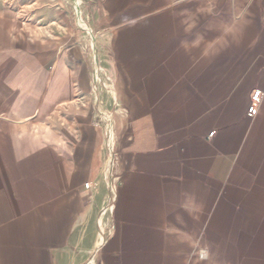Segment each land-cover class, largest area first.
I'll return each mask as SVG.
<instances>
[{
    "label": "crops",
    "instance_id": "obj_1",
    "mask_svg": "<svg viewBox=\"0 0 264 264\" xmlns=\"http://www.w3.org/2000/svg\"><path fill=\"white\" fill-rule=\"evenodd\" d=\"M74 2L49 43L0 26V264H78L115 162L88 264H264V0Z\"/></svg>",
    "mask_w": 264,
    "mask_h": 264
},
{
    "label": "rangeland",
    "instance_id": "obj_2",
    "mask_svg": "<svg viewBox=\"0 0 264 264\" xmlns=\"http://www.w3.org/2000/svg\"><path fill=\"white\" fill-rule=\"evenodd\" d=\"M80 9L82 15V6ZM81 22L82 20L77 16L74 0H0V26L8 25L13 32L12 37L20 44L55 41L74 27H82ZM105 85L108 86L109 82H106L104 76L99 87L104 96V110L107 112L110 105L106 100L110 99L111 94L109 89L106 90ZM112 134L111 131L108 139L109 149L113 147ZM115 154L114 151V156ZM116 165V162L114 167L110 163L106 164L104 178L93 187V212L80 245L78 264H87L90 257L89 251L97 242L99 235L102 240L111 230L110 210L117 186ZM199 252L201 257L205 258L207 248L202 247ZM96 264H98V258Z\"/></svg>",
    "mask_w": 264,
    "mask_h": 264
},
{
    "label": "built area",
    "instance_id": "obj_3",
    "mask_svg": "<svg viewBox=\"0 0 264 264\" xmlns=\"http://www.w3.org/2000/svg\"><path fill=\"white\" fill-rule=\"evenodd\" d=\"M262 95H263V92L260 91V90H255L253 91V93L251 94V97H250V104H249V107H248V115L249 116H254L257 109H258V106L261 102V99H262ZM101 122V120H100ZM214 136V132L210 133L209 137H213ZM86 188H90V184H86Z\"/></svg>",
    "mask_w": 264,
    "mask_h": 264
},
{
    "label": "bare ground",
    "instance_id": "obj_4",
    "mask_svg": "<svg viewBox=\"0 0 264 264\" xmlns=\"http://www.w3.org/2000/svg\"><path fill=\"white\" fill-rule=\"evenodd\" d=\"M77 16H78V19H81V20H83L82 19V16H81V12H80V9H79V5H77ZM82 25L84 26L85 25V27H86V22L83 20V23H82ZM86 28H88V27H86ZM96 66H98V65H96ZM97 72V71H96ZM95 79H96V76H95ZM97 81V80H96ZM108 136H109V133L112 131V129H111V124H109V127H108ZM109 151H110V155H111V159L112 160H114L115 159V156H114V148L112 147L111 149H109ZM88 261H89V259H88ZM87 264H88V262H87Z\"/></svg>",
    "mask_w": 264,
    "mask_h": 264
}]
</instances>
